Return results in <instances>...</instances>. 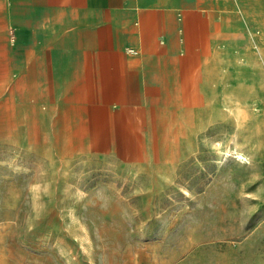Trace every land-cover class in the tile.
<instances>
[{"label":"rangeland","instance_id":"obj_1","mask_svg":"<svg viewBox=\"0 0 264 264\" xmlns=\"http://www.w3.org/2000/svg\"><path fill=\"white\" fill-rule=\"evenodd\" d=\"M198 40L181 67L159 56L144 119H9L0 98V264H264V153L248 152L264 73L247 63L264 62V13ZM217 84L258 118L237 122Z\"/></svg>","mask_w":264,"mask_h":264},{"label":"crops","instance_id":"obj_2","mask_svg":"<svg viewBox=\"0 0 264 264\" xmlns=\"http://www.w3.org/2000/svg\"><path fill=\"white\" fill-rule=\"evenodd\" d=\"M248 12L264 13V0H0V98L9 119H144L159 56L176 53L175 68L202 58L191 45ZM186 101L175 105L184 116ZM256 135L248 152L259 156Z\"/></svg>","mask_w":264,"mask_h":264},{"label":"bare ground","instance_id":"obj_3","mask_svg":"<svg viewBox=\"0 0 264 264\" xmlns=\"http://www.w3.org/2000/svg\"><path fill=\"white\" fill-rule=\"evenodd\" d=\"M247 67V66H246ZM240 68V67H239ZM242 74L239 73L237 77H240ZM89 79V78H88ZM245 85V84H242ZM219 86V84H218ZM23 88V87H22ZM221 100L223 101H229L232 103V106L227 110L228 114L232 115L234 119H236L237 122L241 123L242 118L245 116H249L251 118H258V109L255 108L254 102L255 97L253 94H250L248 96L242 95L239 93L238 88H228L222 86L219 90ZM226 112V113H227ZM62 125L65 127L66 124L70 121L68 119H60ZM253 122V120H252ZM67 127V126H66ZM185 129V128H184ZM174 141V140H173ZM241 141V140H240ZM179 142V141H178ZM215 143V142H214ZM155 145V144H154ZM248 145V144H247ZM247 147V146H246ZM129 149V148H128ZM127 152V151H126ZM180 152V151H179ZM182 153V152H181ZM226 153V152H225ZM153 154V153H152ZM238 160L246 157L244 153H240L237 155ZM178 158V157H177ZM180 159V158H179ZM167 160V159H166ZM173 160V159H172ZM163 171H165L162 167L157 169H153V176L155 179L159 178L160 175H163Z\"/></svg>","mask_w":264,"mask_h":264}]
</instances>
